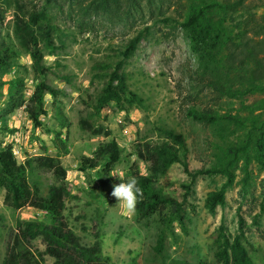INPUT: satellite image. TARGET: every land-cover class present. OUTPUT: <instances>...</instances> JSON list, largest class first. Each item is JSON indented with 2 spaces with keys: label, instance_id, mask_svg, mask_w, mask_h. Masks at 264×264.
I'll return each instance as SVG.
<instances>
[{
  "label": "trees",
  "instance_id": "trees-1",
  "mask_svg": "<svg viewBox=\"0 0 264 264\" xmlns=\"http://www.w3.org/2000/svg\"><path fill=\"white\" fill-rule=\"evenodd\" d=\"M39 8L27 9L19 0H0L4 10L15 8L12 38L0 41V97L2 87H9L7 113L25 107L34 128H42L46 115L44 97L53 103L66 93L52 86L47 76L54 74L44 63V52L55 54L64 48L56 22V13L67 5L81 16L110 19L116 23H134L137 16L148 15L150 25L136 31L122 46L113 50L108 60L95 61L91 67L92 81L101 85L96 89V113L110 104L120 108L144 109L145 99L129 87L126 65L141 41L153 27L167 25L180 28L188 40L197 63V82L208 90L211 105L191 107L187 115L195 122L212 128L218 141L213 143V162L207 168L194 169L189 158L186 137L174 129H161V138L145 141L137 151L138 158L149 165V174H142L136 165L129 169L144 195L137 204L138 221L155 217L157 235L154 251L161 255L168 237H173L175 225L187 234V198L199 176H221V186L207 193L205 209L214 214L226 204V191L236 183L246 192L251 185L254 165L264 174V14L258 15L249 0H41ZM54 9L56 13H52ZM173 9V10H172ZM0 9V21L3 20ZM22 55L31 60L34 87L28 98L24 95L25 82L21 77L4 80L2 76L17 66ZM70 83V76H59ZM82 127L93 135L109 136L110 132L94 128L81 120ZM121 149L112 139L99 146L92 156L82 157L80 171L101 166V175H109L119 162ZM33 162L40 168L64 178L66 171L58 158L37 156L18 164L11 146H0V189L5 191L4 203L14 210L31 208L43 218L17 219L9 230L5 255L0 264H41L48 257L52 264H111L102 254L98 225L92 227L95 241L84 245L69 226L64 214L68 190L62 185H51L44 195L29 174ZM179 165L187 176L175 190L167 174ZM164 178L165 187L157 182ZM112 180H100L107 188ZM105 197H108L106 194ZM237 208V233L231 234L223 220L212 237L213 259L216 264H258L245 245V221ZM264 216V192L259 203ZM39 240L43 251L34 249ZM262 264V263H261Z\"/></svg>",
  "mask_w": 264,
  "mask_h": 264
},
{
  "label": "rangeland",
  "instance_id": "rangeland-1",
  "mask_svg": "<svg viewBox=\"0 0 264 264\" xmlns=\"http://www.w3.org/2000/svg\"><path fill=\"white\" fill-rule=\"evenodd\" d=\"M258 15L264 14V0H249ZM27 9L39 8L41 0H19ZM3 20L0 21V41L12 38L15 8L4 10L0 2ZM173 10V9H172ZM52 13H56L51 9ZM56 22L64 40V48L55 54L44 52V63L55 72L47 76L48 82L62 89L66 95L53 103L49 95L44 97L46 115L43 127L34 128L25 107L7 113L9 87L3 86L0 97V146H11L15 160L23 164L45 155L58 158L66 171L64 178H57L52 171L40 168L33 162L30 180L37 182L42 193L51 185L62 184L69 192L65 199L64 214L69 226L84 245L95 241L92 227L97 223L102 254L111 264H216L213 259L212 237L221 220L231 234L237 233V208L245 221V245L258 264H264V216L259 203L264 192V174L254 165L251 185L246 192L241 189V174L236 183L226 191V204L217 207L214 214L204 207L208 192L221 186V176H199L186 202L188 213L185 235L175 225L176 235L168 237L163 252L154 251L157 227L156 218L138 221L134 214H126L111 195L112 186L126 181L129 169L136 165L142 174H149V165L140 160L137 151L145 141L161 138V129L181 132L186 137L192 168H207L213 162V143L218 141L212 128L193 121L187 110L191 107L211 105L208 90L197 82V63L182 30L160 25L153 27L139 44L126 65L129 87L145 99L144 109H127L110 104L95 112V94L100 83L92 81L91 67L95 61L108 60L111 52L122 46L132 35L150 25L148 15H138L134 23H116L95 16H81L69 10L67 5L56 13ZM70 76V83L59 79ZM21 77L25 82L24 95L28 98L34 87L31 60L22 55L17 66L2 78ZM88 121L94 128L110 132L109 136L93 135L81 126ZM115 139L121 149L119 162L109 175H101V166L80 171L82 157H90L95 150ZM172 186L181 192L180 184L187 176L179 165L167 174ZM111 179L107 188H101L100 180ZM165 187L164 178L157 182ZM169 192V191H168ZM108 197H105V195ZM5 191L0 189V262L5 255L8 233L17 219L43 218L42 214L24 208L20 211L4 203ZM34 249L43 251L40 241ZM41 264H52L44 257Z\"/></svg>",
  "mask_w": 264,
  "mask_h": 264
},
{
  "label": "clouds",
  "instance_id": "clouds-1",
  "mask_svg": "<svg viewBox=\"0 0 264 264\" xmlns=\"http://www.w3.org/2000/svg\"><path fill=\"white\" fill-rule=\"evenodd\" d=\"M122 175L123 173L112 174V176H118L121 182L112 186L111 195L118 201L117 205L126 214L131 215L135 213L137 204L143 198L144 192L135 176L124 181L121 179Z\"/></svg>",
  "mask_w": 264,
  "mask_h": 264
}]
</instances>
